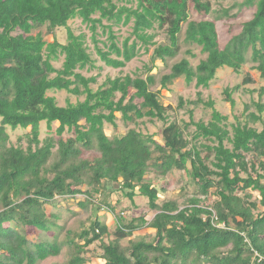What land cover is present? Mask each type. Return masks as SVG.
I'll return each mask as SVG.
<instances>
[{
	"label": "trees",
	"instance_id": "16d2710c",
	"mask_svg": "<svg viewBox=\"0 0 264 264\" xmlns=\"http://www.w3.org/2000/svg\"><path fill=\"white\" fill-rule=\"evenodd\" d=\"M234 1L217 11L212 0H0V264H41L64 251L66 264H264V102L229 122L199 92L190 103L213 108L206 122L194 119V109L189 120L178 118L161 99L179 78L209 88L223 67L241 72L252 62L264 79V0ZM235 6L256 10L222 46L217 20L234 17ZM191 9L217 16L191 19ZM76 19L87 24L97 58L88 33L70 24ZM118 25H131V34L120 40ZM161 31L168 42L158 44ZM183 35L187 54L158 77L157 62L167 66L181 54ZM152 46L150 64L134 76H108L95 88L100 74L83 72L101 69L98 58L123 69ZM194 46L205 55L196 66ZM253 82L247 74L225 89L226 100L235 106L233 93ZM53 91L77 100L60 105ZM43 123L50 133L41 138ZM19 128L25 133L13 143ZM174 171L189 177L180 192L190 182L195 191L162 199L167 185L160 182ZM117 190L132 202L148 198L154 215L117 211ZM79 195L90 224L75 230L68 222L79 212L67 215L62 204ZM104 208L116 215L114 232L101 219ZM144 229L150 234L137 237ZM96 242L102 252L91 254Z\"/></svg>",
	"mask_w": 264,
	"mask_h": 264
},
{
	"label": "rangeland",
	"instance_id": "374dc122",
	"mask_svg": "<svg viewBox=\"0 0 264 264\" xmlns=\"http://www.w3.org/2000/svg\"><path fill=\"white\" fill-rule=\"evenodd\" d=\"M240 2V1H239ZM235 3L234 0H212L213 8L217 11L221 10L222 8H229ZM256 8H246V7H239L235 6L231 10V14H234V17H223L220 20H217V28L219 31V37H220V43L222 46H224L230 37L234 34H237L241 31L242 25L244 22L251 19L254 15ZM236 15V16H235ZM217 16V13L213 12L210 15H200L197 12H195L193 9H191V19H215ZM72 27L76 30L77 33H79L81 30L86 31L88 35L90 36L89 44L92 48V52L95 58L98 57L96 54V51L94 49V43L91 40V32L89 28L87 27V24L82 23L80 19H76L70 22ZM186 27V26H185ZM184 27V28H185ZM45 28H43L44 30ZM40 31V29L34 31L37 33ZM115 32L119 36L120 40L125 39L128 37L132 32L131 25L129 26H115ZM49 40H52V36H48ZM59 40L62 42L66 41V31H59L58 32ZM101 38H107V35L102 36ZM184 35L181 37V41L183 43V48L181 54L169 61V64L166 66L162 61L157 62V67L154 69L153 73H157L158 77L163 75L164 73H168L171 71L172 65L179 61L182 57H184L187 53V49L189 46H187L184 42ZM156 41L158 44L166 43L168 42V36L165 31H161L159 35L156 37ZM154 50V46L151 47V49L146 52L144 49L141 51V54L136 57L134 60H132L126 67L123 69H114L107 65H105L103 62L97 59V64L102 65L101 69H85L83 72L90 76L93 74H100L98 78V83L93 85L95 88L101 84L108 76L115 77L117 75H136L138 73H141L144 71V65L150 64L152 59V53ZM193 52L197 55L196 57H191L190 59L192 61V64L194 66L198 65L200 61L205 58V55L201 52V47L194 46L192 48ZM252 51H249L248 56L251 58ZM64 58L61 57L60 60L55 61L56 67H61L62 61ZM253 63H247L243 66V69L241 72H236L230 67H223L218 70L217 78L212 82L211 86L209 88H197L195 85V82L189 85L184 78L177 79L174 84L171 85L170 90H163L161 94V99L165 104H170L174 109L171 111L173 114H177L178 118L189 120L190 118V111L189 109H194V119L196 121L204 120L208 122L211 119L213 108L207 107L205 104H201L198 107H195L194 104H191L190 101L197 100L199 95V92H201L202 97L206 100H214L215 101V107L224 115L229 116V122H237L238 118L240 119H246V112L251 111H257L256 106L254 105V101L262 100L264 102V96L260 97V91L261 88L264 86V79L261 78L260 72L256 69L252 68ZM100 72V73H98ZM250 74L252 78L254 79V82L247 85H241V88L233 93V98L236 101V105L233 106L231 102L226 100V94L224 93L226 88H233L234 86L241 84L244 80V77ZM158 88L160 85L157 86ZM50 95H54L57 97L58 102L60 105H66L68 102V99L71 101H76L77 97L70 95L66 91H53L49 92ZM183 97L186 101V107L184 108H178L179 100ZM247 104L250 105L249 109L246 111ZM118 116L120 117V114L118 113ZM118 124L120 127V131L123 133L126 131V128L123 124V122L118 119ZM258 127L262 128L263 124L258 123ZM257 125V124H256ZM57 126V124H55ZM148 127L150 131L155 132L159 128L156 124H148ZM30 130V129H29ZM28 131V130H27ZM107 131L109 134L114 133V127L112 125H107ZM25 131L21 128L16 129L15 131H11V139L13 143H17L19 136L23 135ZM50 131L46 128V123L42 124V135L41 138H44ZM24 145H27L26 139H24ZM152 176V175H151ZM189 182V177L185 172L180 171H174L170 173L162 182L161 184L166 183L167 189L166 192L161 191V197L162 199H171V198H177L181 195V193L185 195H189L192 192L195 191V186L190 182V185L185 188V191L180 192V189H182V186L186 182ZM187 192V193H186ZM258 192H254L253 198L258 197ZM83 195H79L75 198L71 197L67 201H63L62 204V210L65 214L68 215L69 210H74L76 212H79L78 215H76L71 220L69 219L68 226L71 228H74L75 230L81 229L83 226H89V211H82L80 210V207L77 205L79 200L83 198ZM113 204L116 205L117 211L119 212H125V215L129 218L131 217H138L143 214H147V216H153L154 211L150 209L148 198L143 197L141 195H137L135 198V202H132L129 198L124 196L121 192V190H117L113 194ZM48 210L51 211L52 206H47ZM68 212V213H67ZM71 215V214H69ZM101 219L108 224L111 232H114L117 226V218L114 212L108 210L107 208H104L100 211ZM146 233V234H145ZM154 233V232H153ZM150 232L147 233V231L144 229L141 232L137 233L136 236H144L148 235ZM152 235V234H151ZM34 238L33 234H30ZM135 236V237H136ZM150 237V236H149ZM124 243L128 242V239L123 240ZM91 254H100L102 252L100 248L99 242H96L95 244L91 245ZM68 254L66 251H64L61 255L57 257H52L47 259L46 261H43L41 264H66Z\"/></svg>",
	"mask_w": 264,
	"mask_h": 264
}]
</instances>
